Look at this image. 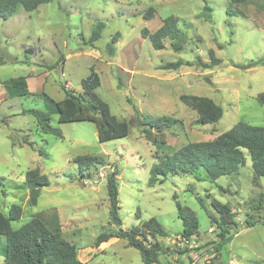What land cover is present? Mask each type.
<instances>
[{"label": "rangeland", "instance_id": "374dc122", "mask_svg": "<svg viewBox=\"0 0 264 264\" xmlns=\"http://www.w3.org/2000/svg\"><path fill=\"white\" fill-rule=\"evenodd\" d=\"M148 7L153 12L145 18ZM167 16H174L186 35L181 51L173 50L169 40L155 49L141 35L144 28L155 31ZM98 23L103 24L99 36L90 40ZM210 50L219 61L207 68L198 58L209 63ZM178 59L190 64L159 67ZM91 66L101 81L94 93L111 114L129 122L128 134L100 142L93 122H58L56 114L51 125L62 137L40 132L29 111L48 110L42 94L62 99L61 84L79 91ZM18 77L28 93L8 95L7 82ZM183 94L212 99L222 107L221 118L201 123L180 100ZM135 113L175 119L156 135L165 143L157 146L131 123ZM239 120L264 126V0H52L0 18V212L20 205L13 228L35 216L50 226L58 222L62 237L76 245L77 257L86 264H143L124 238L95 245L100 232L118 228L109 223L104 186L116 169L120 227L128 230L155 217L166 231L156 236L162 251L155 264H215L220 231L210 219L219 216L212 200L228 205L238 222L228 229L224 263L264 264V208H254L264 176L255 185L246 150L237 172L215 180L203 170L164 177L151 168L182 144L213 139ZM81 154L102 156L104 164L80 172L73 159ZM33 168L48 177V185H26L25 173ZM176 201L198 219V233L188 241L181 236ZM4 247L0 235V264Z\"/></svg>", "mask_w": 264, "mask_h": 264}, {"label": "trees", "instance_id": "16d2710c", "mask_svg": "<svg viewBox=\"0 0 264 264\" xmlns=\"http://www.w3.org/2000/svg\"><path fill=\"white\" fill-rule=\"evenodd\" d=\"M52 0H0V18H8L13 15L19 7L25 11H32L40 4ZM237 1V0H231ZM208 9V7H205ZM153 12L148 7L144 17L148 18ZM209 17V16H208ZM103 24L98 23L92 31L90 40L96 39ZM143 37H148L155 49L165 47L166 40L175 51L183 50L187 41L186 35L178 27L177 19L174 16H167L162 19L160 26L153 32L148 33L144 28L141 32ZM119 34H115L117 40ZM210 62H201L204 67H211L218 63L212 50L209 52ZM62 57L58 59L60 61ZM256 62H251L249 66ZM187 60L178 59L161 64L163 69H177L182 65H189ZM8 95H25L27 90L22 77L11 79L7 82ZM100 77L97 71L91 66L90 73L81 79V88L74 91L65 84H61L65 95L60 100H55L47 94H42L48 104V110H30L37 121V128L40 132H50L57 137H62L59 128L51 125V116L56 114L58 122L70 121H91L96 126L97 139L100 142L108 141L126 136L129 132V122L119 120L111 114L108 105L100 99L94 89L100 85ZM24 86V87H23ZM180 100L188 107L196 111L199 121L203 124L218 121L222 114V107L206 96L180 95ZM175 119L166 116L151 117L143 113H135L131 123L141 127L142 132L154 144L159 146L165 143L158 138L164 128L175 123ZM25 143L31 145L27 137ZM246 150L251 158V168L255 185H259V177L264 176V126H254L245 121L239 120L229 129L219 133L216 137L203 141H191L182 144L174 152L160 158L152 165V171L157 175L167 176L174 174H197L203 170L205 177L215 180L220 176L235 173L245 163ZM104 158L98 155H77L73 162L77 164L78 170L96 165L104 164ZM119 170L110 172L104 181V186L109 200V223L117 226L112 230H103L95 238V245L108 241L110 238H124L128 246L138 250L143 264H155L158 261L161 245L156 240L157 235H166L161 223L150 217L140 225L133 226L128 230L120 227L121 220L118 215V182ZM199 178V175H196ZM25 183L30 188H38L49 184V179L42 174L39 168H33L25 173ZM215 211L219 214L218 219L210 217L219 229V241L215 250L218 254L215 264H225L222 257V248L229 240L228 229L238 224L235 221L231 209L225 203L216 200L211 202ZM264 191H260L257 203L254 208H264ZM178 216L182 220L181 236L187 239L196 236L198 233V219L194 212L188 207L181 206L176 201ZM21 207L12 203L8 206L7 213L0 212V235L5 237L2 264H86L77 257V247L74 243L66 240L61 235L60 225L55 221L50 226L39 216L31 217L20 226L13 228L12 221L19 219ZM255 221H246L247 226L253 225ZM264 222V218L261 220ZM227 234V235H225Z\"/></svg>", "mask_w": 264, "mask_h": 264}, {"label": "built area", "instance_id": "2783aa9c", "mask_svg": "<svg viewBox=\"0 0 264 264\" xmlns=\"http://www.w3.org/2000/svg\"><path fill=\"white\" fill-rule=\"evenodd\" d=\"M211 230H212V228L209 229V231H211ZM183 238H184V237H183ZM184 239H185L186 241H188V240H190L191 238H190V239L184 238Z\"/></svg>", "mask_w": 264, "mask_h": 264}, {"label": "crops", "instance_id": "0c3cea01", "mask_svg": "<svg viewBox=\"0 0 264 264\" xmlns=\"http://www.w3.org/2000/svg\"><path fill=\"white\" fill-rule=\"evenodd\" d=\"M113 238H115V237H113ZM110 239H111V238H110ZM102 243H103V242H102ZM77 256H78V255H77ZM80 260H81V259H80ZM81 261L86 263L88 260H81Z\"/></svg>", "mask_w": 264, "mask_h": 264}]
</instances>
